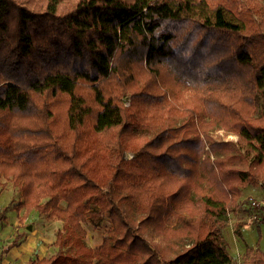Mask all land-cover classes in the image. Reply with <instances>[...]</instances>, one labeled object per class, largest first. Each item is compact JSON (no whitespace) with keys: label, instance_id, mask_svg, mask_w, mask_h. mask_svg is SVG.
<instances>
[{"label":"trees","instance_id":"16d2710c","mask_svg":"<svg viewBox=\"0 0 264 264\" xmlns=\"http://www.w3.org/2000/svg\"><path fill=\"white\" fill-rule=\"evenodd\" d=\"M2 179L61 222L25 264H231L219 218L264 181L261 0H0Z\"/></svg>","mask_w":264,"mask_h":264},{"label":"rangeland","instance_id":"374dc122","mask_svg":"<svg viewBox=\"0 0 264 264\" xmlns=\"http://www.w3.org/2000/svg\"><path fill=\"white\" fill-rule=\"evenodd\" d=\"M261 3L264 8V0H261ZM125 98L126 96H123L121 101L124 106H128ZM209 133L217 141L238 144L240 140L236 132L223 127H214ZM209 156L213 159L212 155ZM125 157L130 158L131 153H125ZM249 161L250 158H244L243 152L240 151L234 163L247 168ZM1 182L3 187H0V208L3 220L0 224V264H25L31 257L42 258L53 254L55 248L52 243L61 222L47 219L44 215L39 216L35 210L28 212L25 219L22 218L24 209L19 206L22 200L19 188L10 180L2 179ZM240 192L236 209L226 211L219 218L220 236L225 243L231 264H245L249 248L258 247L264 251V181L258 179L256 184L247 185ZM250 198L256 201L253 207L249 204ZM110 227V221L106 217L97 228L85 224L86 243L96 248ZM14 239L16 243L13 247L4 251Z\"/></svg>","mask_w":264,"mask_h":264},{"label":"built area","instance_id":"2783aa9c","mask_svg":"<svg viewBox=\"0 0 264 264\" xmlns=\"http://www.w3.org/2000/svg\"><path fill=\"white\" fill-rule=\"evenodd\" d=\"M129 98L128 97H126L125 98V100L127 101L126 103H129V100H128ZM249 204L253 207V206H255L256 205V201L255 200H253V198H250V200H249ZM3 212H2V209L0 208V224H1V222H2V220H3ZM1 237V236H0ZM0 249H1V242H0Z\"/></svg>","mask_w":264,"mask_h":264}]
</instances>
